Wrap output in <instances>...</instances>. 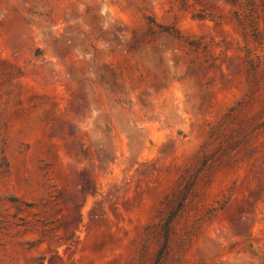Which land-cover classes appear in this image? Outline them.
Returning a JSON list of instances; mask_svg holds the SVG:
<instances>
[{
  "label": "rangeland",
  "instance_id": "374dc122",
  "mask_svg": "<svg viewBox=\"0 0 264 264\" xmlns=\"http://www.w3.org/2000/svg\"><path fill=\"white\" fill-rule=\"evenodd\" d=\"M168 218L159 264H264V0H0V264H154Z\"/></svg>",
  "mask_w": 264,
  "mask_h": 264
},
{
  "label": "trees",
  "instance_id": "16d2710c",
  "mask_svg": "<svg viewBox=\"0 0 264 264\" xmlns=\"http://www.w3.org/2000/svg\"><path fill=\"white\" fill-rule=\"evenodd\" d=\"M232 2V1H230ZM170 223H171V218H168L166 221H165V232H164V236H165V241H164V244L158 254V256L156 257V260L154 262V264H159L160 260H161V255L163 254V252L165 251V249L167 248L168 246V241H169V234H170V231H169V226H170Z\"/></svg>",
  "mask_w": 264,
  "mask_h": 264
}]
</instances>
